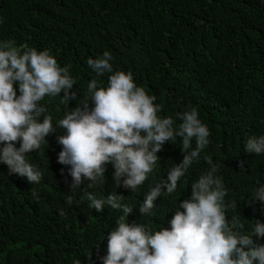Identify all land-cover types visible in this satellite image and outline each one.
<instances>
[{"label":"trees","instance_id":"trees-1","mask_svg":"<svg viewBox=\"0 0 264 264\" xmlns=\"http://www.w3.org/2000/svg\"><path fill=\"white\" fill-rule=\"evenodd\" d=\"M0 20V40L48 50L61 67L71 65L79 101L61 104L63 92L41 101L54 126L84 100L87 84L97 78L87 59L109 51L114 71H131L136 84L156 97L160 117H173L178 127L177 113L196 107L211 133L177 191L157 198L145 216L139 206L148 189L183 159L180 137L164 145L136 193L115 186L111 164L103 184L88 188L85 180L74 190L68 166L57 163V136L64 134L59 128L28 154L42 172L40 183L9 175L7 165L0 164V264H103L107 235L123 211L105 205L98 212L84 193L98 199L123 195L121 204L133 208L128 222L155 232L170 227L180 201L191 195V184L209 170L205 155L219 166L225 203L236 202V209L226 212L229 221L238 216L246 234L256 220L264 223V203H249L264 186V155L245 152L250 137L264 135V0H0ZM107 75L97 78L105 86ZM253 239L264 244V238Z\"/></svg>","mask_w":264,"mask_h":264},{"label":"clouds","instance_id":"clouds-1","mask_svg":"<svg viewBox=\"0 0 264 264\" xmlns=\"http://www.w3.org/2000/svg\"><path fill=\"white\" fill-rule=\"evenodd\" d=\"M112 60L109 51L87 59L97 78L108 74L107 85L92 79L84 100L54 126L41 101L62 92L61 104L79 101L78 92L72 91L76 81L70 74L71 65L61 67L48 50L0 40V164L7 165L9 175L25 178L29 184L40 183L42 172L29 162L28 154L41 149L46 137L59 128L64 134L57 136L61 146L57 163L68 166L74 190L85 180L90 181L88 188L103 184L106 166L111 164L115 186L136 193L154 171L164 145L180 137L183 159L166 179L148 189L139 206L145 216L152 212L157 198L177 191L178 182L209 145L211 133L196 107L177 113L178 127H174L173 117H160L156 97L136 84L131 71H114ZM245 152L264 155V135L250 137ZM203 159L209 170L191 184V195L180 201L168 221L170 227L155 232L150 226L128 222L133 208L121 204L123 195L113 192L98 199L91 192L84 193L82 198L98 212L105 205L123 211L117 227L107 235L103 264H264V244L253 239L264 238V223L256 220L246 234L238 216L229 221L226 212L235 210L236 202L225 203L228 193L216 175L219 166L211 156ZM244 165L240 161L242 171ZM255 201L264 203V186L253 192L249 203Z\"/></svg>","mask_w":264,"mask_h":264}]
</instances>
